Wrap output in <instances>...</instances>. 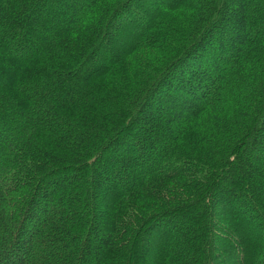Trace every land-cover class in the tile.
I'll return each instance as SVG.
<instances>
[{"label": "trees", "instance_id": "1", "mask_svg": "<svg viewBox=\"0 0 264 264\" xmlns=\"http://www.w3.org/2000/svg\"><path fill=\"white\" fill-rule=\"evenodd\" d=\"M0 264H264V0H0Z\"/></svg>", "mask_w": 264, "mask_h": 264}]
</instances>
